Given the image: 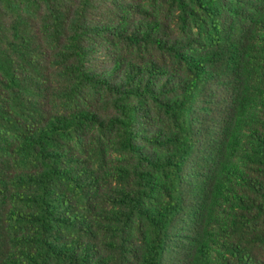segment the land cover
<instances>
[{"label":"trees","instance_id":"1","mask_svg":"<svg viewBox=\"0 0 264 264\" xmlns=\"http://www.w3.org/2000/svg\"><path fill=\"white\" fill-rule=\"evenodd\" d=\"M0 264H264V0H0Z\"/></svg>","mask_w":264,"mask_h":264}]
</instances>
